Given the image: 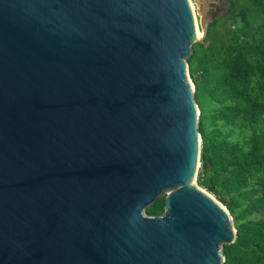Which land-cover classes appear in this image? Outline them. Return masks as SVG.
<instances>
[{
  "label": "water",
  "instance_id": "95a60500",
  "mask_svg": "<svg viewBox=\"0 0 264 264\" xmlns=\"http://www.w3.org/2000/svg\"><path fill=\"white\" fill-rule=\"evenodd\" d=\"M196 33L188 0H0V264L223 263Z\"/></svg>",
  "mask_w": 264,
  "mask_h": 264
},
{
  "label": "trees",
  "instance_id": "16d2710c",
  "mask_svg": "<svg viewBox=\"0 0 264 264\" xmlns=\"http://www.w3.org/2000/svg\"><path fill=\"white\" fill-rule=\"evenodd\" d=\"M225 1L226 17L207 24L186 59L199 109L197 183L232 218L222 264H264V0ZM164 203L145 214L163 215Z\"/></svg>",
  "mask_w": 264,
  "mask_h": 264
},
{
  "label": "rangeland",
  "instance_id": "374dc122",
  "mask_svg": "<svg viewBox=\"0 0 264 264\" xmlns=\"http://www.w3.org/2000/svg\"><path fill=\"white\" fill-rule=\"evenodd\" d=\"M188 1H189L191 10L194 14V17H195V20L197 23V29L199 31L202 30V27L206 28L207 24H209L213 20H223L227 15L226 13H227L228 4L225 0H188ZM243 134L244 133H242L241 130H237L235 132V136H237V137L242 136ZM198 170L200 171L199 167H198ZM198 175L199 174L197 171L196 179L194 182L195 186L197 188L205 191L211 197L214 198V196L211 193L207 192L206 190H204L203 188H201L198 185V183H197L198 182ZM214 199L216 200V198H214Z\"/></svg>",
  "mask_w": 264,
  "mask_h": 264
},
{
  "label": "bare ground",
  "instance_id": "6f19581e",
  "mask_svg": "<svg viewBox=\"0 0 264 264\" xmlns=\"http://www.w3.org/2000/svg\"><path fill=\"white\" fill-rule=\"evenodd\" d=\"M202 36H203L202 31H199V30L197 29L196 39H201Z\"/></svg>",
  "mask_w": 264,
  "mask_h": 264
}]
</instances>
